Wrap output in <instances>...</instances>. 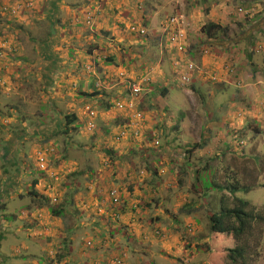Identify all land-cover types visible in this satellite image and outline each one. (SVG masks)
Wrapping results in <instances>:
<instances>
[{
    "label": "rangeland",
    "instance_id": "1",
    "mask_svg": "<svg viewBox=\"0 0 264 264\" xmlns=\"http://www.w3.org/2000/svg\"><path fill=\"white\" fill-rule=\"evenodd\" d=\"M212 8L227 30L208 41ZM177 14L202 18L186 55L199 68L184 85L172 58H185L158 43ZM0 53V125L11 123L0 126V264H109L125 253V264H233L200 245L221 196H234L214 184L236 177L247 189L236 196L264 216V0H0ZM143 77L152 92L129 94ZM246 246L264 264V221Z\"/></svg>",
    "mask_w": 264,
    "mask_h": 264
},
{
    "label": "trees",
    "instance_id": "2",
    "mask_svg": "<svg viewBox=\"0 0 264 264\" xmlns=\"http://www.w3.org/2000/svg\"><path fill=\"white\" fill-rule=\"evenodd\" d=\"M26 8H27V3H25L24 10ZM223 30H226V29H223L222 26L215 24L213 22H208L202 26L203 36L208 41L211 39H214L216 36H219L223 32ZM188 37H189V34H188ZM162 40L166 41V38L163 37ZM111 59L114 60V58H111ZM93 84H96V83H93ZM93 84L91 86L92 94L96 95L99 93L100 89L94 86ZM16 110L17 112L24 111L23 105H21L20 107H16ZM9 114L11 113H8V115ZM87 117H91V115L89 114ZM3 119H4V123H1L0 126L5 127L11 124L9 117H5ZM66 120L69 124H74L78 120V117H76L75 115H71V116H68ZM178 128L179 127H177V129ZM65 129L68 130V132L72 131V129L68 125L67 127H65ZM95 129H96V125H95V128L92 129L91 131H94ZM65 134H67L66 131H65ZM68 145H69V142H68ZM207 164L209 165L210 163H207ZM213 189H216L218 191L226 190L230 194L233 193L234 196L230 204H229L227 195L221 196L220 213L213 214L212 216H210L209 242L207 241L206 243L201 244L200 247L204 249L205 251L210 252V255H213L212 252H217L218 254L220 253L221 256L225 257L227 260L231 261L233 264H251L250 256L248 255V250L250 249L248 248V246H246V242H247L248 237L252 235V232L255 226L259 224L260 222L264 221L263 214L259 210H257V208L253 206L250 201L236 196V192L238 191H241V190L247 191L246 188L240 185L239 180L236 177H233V178L230 177L229 182L227 183L225 187L217 186L216 184H214ZM15 192L16 191H14V194ZM4 204L5 202H0V209H5L6 205ZM63 212H64L63 210H60L59 212H55V213L57 215H61V213ZM112 212L117 213L118 212L117 208H114ZM182 212L183 213L185 212V215L187 216V218L193 214V211L188 210V209L187 210L181 209V213ZM31 213H32V210L30 209V214ZM118 229L120 228L111 229L110 226H108L107 228V230L111 232H115ZM104 235L106 236L105 238H107V240L110 241V235L108 233ZM2 238L3 237H0V241ZM231 244L233 247H230ZM110 256L113 257L112 255ZM61 258H65V256L62 255ZM115 259L117 261L115 264H123L129 260V257L120 258V257L114 256L113 258L108 259V260H111L109 264H111V262ZM87 264H91V263L89 262Z\"/></svg>",
    "mask_w": 264,
    "mask_h": 264
},
{
    "label": "built area",
    "instance_id": "3",
    "mask_svg": "<svg viewBox=\"0 0 264 264\" xmlns=\"http://www.w3.org/2000/svg\"><path fill=\"white\" fill-rule=\"evenodd\" d=\"M93 19L92 15H90L89 19ZM192 23L187 21V17L184 14H177L174 16H170L167 22L162 23V36L166 38V43L169 49L173 52H176L178 55H183L185 61L176 60L174 62L175 71L179 73L178 69L183 67V70L180 74V81L184 84H190L194 79L199 66L194 64V61H189L186 57L187 53L190 49L191 41L189 40L188 34L189 29ZM128 32H130L135 37H146L147 30L144 25L132 23L128 26ZM162 37V38H163ZM150 81L149 78L140 79L138 82H135L131 85L133 95L140 96L144 91V85ZM119 107L122 109L123 105L120 104ZM112 199L116 202L118 200V193L116 190L111 191Z\"/></svg>",
    "mask_w": 264,
    "mask_h": 264
},
{
    "label": "crops",
    "instance_id": "4",
    "mask_svg": "<svg viewBox=\"0 0 264 264\" xmlns=\"http://www.w3.org/2000/svg\"><path fill=\"white\" fill-rule=\"evenodd\" d=\"M213 9V8H212ZM207 9L206 10V15H204V19L205 20H207V21H209V22H213V23H215V24H221V23H219L220 21H215V20H219V19H225V17L222 15V13H220L217 9ZM208 16H210V17H213L212 19H210V17H209V19H206ZM199 19L201 20L202 18L201 17H196V19L194 18V21L195 22H198L199 21ZM207 21H205L204 22V24H201V26H203V25H205L206 23H207ZM215 21V22H214ZM48 73V70H46V71H44L43 73H42V75L44 76V75H46ZM54 77L55 78H57L58 80H66V81H69V82H72V83H74V85L73 86H71V87H69V86H67V85H65V86H63V88H66L68 91H70V90H73V91H75V93H81V85L80 84H77V83H75V82H73L74 80H75V78H74V76H71V74H67L66 76H59L57 73L54 75ZM107 110H109L110 108L107 106V107H105ZM182 123V122H181ZM203 150H205L206 149V146H204L203 148H202ZM190 210H192L193 211V208H191ZM194 213V212H193ZM189 219H192V218H189ZM3 229H4V227H2ZM116 245L117 244H114V247H116ZM122 249H123V246H122ZM125 249H129V248H127V247H125L124 249H123V251L125 252L126 250ZM143 252H145V249L143 250ZM171 255V254H170ZM130 259V258H129ZM166 262V263H165ZM175 261L173 260V259H171V258H166V257H161V259L159 260V264H170V263H174ZM91 263V262H90ZM137 263L138 264H144V263H146V264H150V262L147 260V261H145V257H142V256H140L139 258H138V261H137ZM86 264V263H85Z\"/></svg>",
    "mask_w": 264,
    "mask_h": 264
},
{
    "label": "clouds",
    "instance_id": "5",
    "mask_svg": "<svg viewBox=\"0 0 264 264\" xmlns=\"http://www.w3.org/2000/svg\"><path fill=\"white\" fill-rule=\"evenodd\" d=\"M111 1H114V0H111ZM192 21H191V23L193 24V21H194V18H192L191 19ZM195 22V21H194ZM219 25V24H218ZM221 26V25H220ZM227 30V29H226ZM225 30V31H226ZM223 36V35H222ZM162 35L159 37L160 38V40H159V42L158 43H160V42H162V43H165V45L167 46V43H166V41H163L162 40ZM190 40V39H189ZM168 47V46H167ZM169 48V47H168ZM0 54H2V53H0ZM1 56V55H0ZM176 60H178L176 57H173L172 58V64L174 65V62L176 61ZM0 71H1V63H0ZM143 78H146V77H143ZM143 78H140V79H143ZM140 79H134L133 81H131V83H130V85H129V87H128V91H129V94H131V95H133V92H132V88H131V85L133 84V83H135V82H138ZM194 80V79H193ZM192 80V81H193ZM151 82V79H150V81L147 83V84H143L144 85V91L142 92V95H144V94H148V93H151L152 92V88H150V83ZM142 95H140V96H138V97H141ZM134 97H137V96H135V95H133ZM120 104H122L123 105V108L121 109L120 107H119V105ZM125 105H126V103L125 102H122V103H118V105H117V107L116 108H118V110H123L124 108H125ZM90 115H91V117H94V112L92 111V113H90ZM90 117V118H91ZM92 128L94 129L95 128V125H93V127H91L90 129L92 130ZM123 134H125V132L123 131ZM120 135V134H119ZM122 136V135H121ZM113 191V190H112ZM34 192H37V193H35V194H38V191L36 190V191H34ZM226 195V194H225ZM230 197V196H229ZM229 197H228V200H229ZM48 200H50V199H48ZM246 200V199H245ZM220 201H221V199H220ZM221 203V202H220ZM125 257H129V255L128 254H124V258ZM130 258V257H129ZM128 262V261H127ZM126 262V263H127ZM123 264H125V263H123Z\"/></svg>",
    "mask_w": 264,
    "mask_h": 264
}]
</instances>
